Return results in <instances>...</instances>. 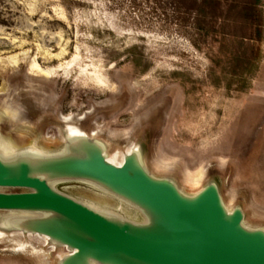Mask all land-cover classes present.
<instances>
[{
    "label": "rangeland",
    "instance_id": "374dc122",
    "mask_svg": "<svg viewBox=\"0 0 264 264\" xmlns=\"http://www.w3.org/2000/svg\"><path fill=\"white\" fill-rule=\"evenodd\" d=\"M259 10L264 24V0ZM185 17L172 0H0V160L13 172L28 164L109 219L153 228L148 207L65 168L94 154L133 161L188 200L214 183L228 218L240 210L247 231H264V26L258 38L240 25L255 38L240 40ZM231 48L246 56L235 74L223 61ZM200 169L194 185L187 175ZM67 223L0 209V264H68L77 251L53 234Z\"/></svg>",
    "mask_w": 264,
    "mask_h": 264
},
{
    "label": "water",
    "instance_id": "95a60500",
    "mask_svg": "<svg viewBox=\"0 0 264 264\" xmlns=\"http://www.w3.org/2000/svg\"><path fill=\"white\" fill-rule=\"evenodd\" d=\"M65 168L110 184L159 217L153 228H132L56 191L32 176L28 164L13 172L0 160V186L31 189L0 192V209L48 210L66 217L70 228L53 234L77 251L68 264H79L83 255L116 264H264V231H247L240 210L228 218L214 184L188 200L172 185L149 178L133 161L116 166L94 154Z\"/></svg>",
    "mask_w": 264,
    "mask_h": 264
},
{
    "label": "trees",
    "instance_id": "16d2710c",
    "mask_svg": "<svg viewBox=\"0 0 264 264\" xmlns=\"http://www.w3.org/2000/svg\"><path fill=\"white\" fill-rule=\"evenodd\" d=\"M262 2L263 0H172V5L175 11L186 15L182 22L184 26L189 25L188 23L197 26L209 25L214 28L221 25V30L225 35L243 40L255 38L248 36L246 32L239 34L235 28L240 25L245 26L246 30L252 29L259 36L258 38L262 35L263 14L259 10ZM232 48L224 55L223 61L231 65L230 71L235 74L239 69L245 68L246 56L238 54ZM136 150L138 163L141 164V150L139 148Z\"/></svg>",
    "mask_w": 264,
    "mask_h": 264
},
{
    "label": "bare ground",
    "instance_id": "6f19581e",
    "mask_svg": "<svg viewBox=\"0 0 264 264\" xmlns=\"http://www.w3.org/2000/svg\"><path fill=\"white\" fill-rule=\"evenodd\" d=\"M80 137H78L77 135H74L71 139H74V140H78ZM135 153H137V150H135ZM72 167L74 168H80L81 169V166H79L78 164H74V163H71ZM188 180L194 184V185H197L201 182V179L203 178L204 176V170L200 169L198 170L197 172L195 173H188ZM224 177V176H223ZM14 238V237H13ZM16 238V237H15ZM15 240V239H14ZM39 251V250H38ZM40 253V252H39ZM42 254V253H41ZM44 254V253H43ZM70 264H78V262L75 260L73 261L72 263Z\"/></svg>",
    "mask_w": 264,
    "mask_h": 264
}]
</instances>
